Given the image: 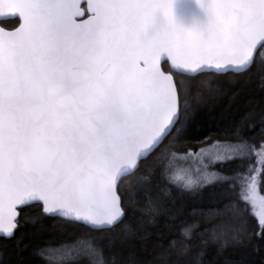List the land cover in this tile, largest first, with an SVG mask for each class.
<instances>
[{
    "label": "snow or ice",
    "instance_id": "obj_1",
    "mask_svg": "<svg viewBox=\"0 0 264 264\" xmlns=\"http://www.w3.org/2000/svg\"><path fill=\"white\" fill-rule=\"evenodd\" d=\"M196 2L205 19L186 26L177 0H0V234L14 242L0 264L13 255L23 264L28 245L17 233L44 231L46 218L83 229L33 247L46 264H142L125 249L151 233L131 217L165 215L174 191L207 186H220L234 210L236 245L264 250V115L258 134L246 124L264 99L249 97L239 121L189 136L194 87L219 90L217 78L228 76L235 100L252 79L237 77L256 68L264 91V0ZM153 158L159 169H144ZM187 166L205 171L186 178ZM129 195L143 206L130 207ZM194 227L181 235L191 239ZM182 254L201 264L204 252Z\"/></svg>",
    "mask_w": 264,
    "mask_h": 264
},
{
    "label": "trees",
    "instance_id": "obj_2",
    "mask_svg": "<svg viewBox=\"0 0 264 264\" xmlns=\"http://www.w3.org/2000/svg\"><path fill=\"white\" fill-rule=\"evenodd\" d=\"M258 75V70L253 68L251 73L237 77L242 82L247 76H251L252 79L243 84V90L235 100L232 99V94L236 88L226 83L228 76L217 78L220 82L219 90H217L216 82H213L211 87L203 84L194 87L189 97L191 104L189 115L193 125L189 133L190 138L195 140L206 133L216 132L230 120L239 121L249 111L244 107V102L249 97L257 100L264 99V91L260 90L261 82ZM229 105L232 107L229 108ZM262 115L264 112L257 107L253 115L246 120V124H255L256 134L259 133V121ZM255 142L259 144V140ZM184 147L183 143L178 145L180 151H183ZM192 150H195L194 144ZM249 162L254 168L260 167L255 157H252ZM161 163V160L153 158L146 161L143 168L158 170ZM230 167H235V165ZM127 187L131 192L133 185L129 184ZM258 189L264 194V184L258 185ZM173 196L174 202L170 201L167 214L156 216L153 219L137 211L131 217L133 227L142 222L151 235L146 241H134V249L126 248V253L134 251L142 264H165V262L167 264H177V262L187 264L188 257L182 254L187 246L192 255L204 252L201 264H225L226 259L232 264H264V250L256 252L250 246L236 245V234L232 231L234 210L220 186L204 187L194 195L179 196L174 191ZM123 199L124 196H122ZM127 199L130 207L143 206L142 203L133 200L130 195ZM36 211L38 209H30L29 214L32 215ZM173 214L176 215V219L170 220L169 216ZM246 219L249 232L257 230V220L251 215H246ZM43 224L44 231H38L39 225L36 227L26 225L17 233V236L23 234V242L28 245V249L21 253L23 264H46L44 260L31 255L33 247L43 245L46 241L53 245L61 244L75 238L69 235L70 233H80L83 230L80 225L61 218H46ZM189 224L195 227L192 230L191 239H186L181 232ZM173 241H175L174 245ZM13 243L0 236V251L5 246L11 248ZM10 259L12 264H16L17 258L14 255Z\"/></svg>",
    "mask_w": 264,
    "mask_h": 264
},
{
    "label": "water",
    "instance_id": "obj_3",
    "mask_svg": "<svg viewBox=\"0 0 264 264\" xmlns=\"http://www.w3.org/2000/svg\"><path fill=\"white\" fill-rule=\"evenodd\" d=\"M177 18L186 26H192L198 21L205 19L203 10L199 7L196 0H177ZM3 237V234H0Z\"/></svg>",
    "mask_w": 264,
    "mask_h": 264
},
{
    "label": "rangeland",
    "instance_id": "obj_4",
    "mask_svg": "<svg viewBox=\"0 0 264 264\" xmlns=\"http://www.w3.org/2000/svg\"><path fill=\"white\" fill-rule=\"evenodd\" d=\"M193 151H195V150H193ZM257 151H259V148L257 149ZM182 153H183V151H180L178 154H182ZM187 167H188V171H187L186 178L190 176L192 179H198L200 176H202L203 172L205 171L203 168H200L199 171H196V168L194 166H187ZM214 170H218V168H213L211 166L208 168L209 172L214 171ZM258 191L261 195H264L260 192L259 189H258ZM56 255H58V253H56Z\"/></svg>",
    "mask_w": 264,
    "mask_h": 264
}]
</instances>
